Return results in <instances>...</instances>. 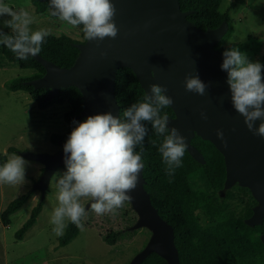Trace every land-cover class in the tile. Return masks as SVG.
<instances>
[{"label": "water", "instance_id": "obj_1", "mask_svg": "<svg viewBox=\"0 0 264 264\" xmlns=\"http://www.w3.org/2000/svg\"><path fill=\"white\" fill-rule=\"evenodd\" d=\"M112 2L117 9L114 22L119 29L115 39L77 42L80 53L69 67L36 55L34 58L45 72L27 83L35 88H48L47 97L70 85L78 87L84 105L78 118L108 112L118 117L114 88L116 71L121 66L132 69L146 95L151 96L150 85H161L167 90L164 94L173 99L170 107L174 116H168L169 128H177L186 137V149L198 161H203V155L191 144L195 134L215 145L224 157V184L236 180L248 185L257 200L246 223H261L264 218V137L254 136L247 129L244 118L231 103L227 72L221 70L223 51L215 47L226 33L228 22L223 20L216 27L202 29L187 18L192 11L182 10L180 0ZM197 74L203 82L210 83L203 96L185 89V76ZM202 112L207 119L201 117ZM259 123L256 122L257 126ZM217 129L224 132L227 146L217 138ZM64 144L61 142V147L51 153L28 150L20 153L43 165L33 186L35 189L44 192L53 173L64 165ZM142 170L137 188L130 193L133 199L129 202L137 219L129 229L148 226L152 234L128 264H140L151 252L161 255L168 264H179L173 227L152 204L144 187ZM261 240L264 242V234Z\"/></svg>", "mask_w": 264, "mask_h": 264}, {"label": "trees", "instance_id": "obj_2", "mask_svg": "<svg viewBox=\"0 0 264 264\" xmlns=\"http://www.w3.org/2000/svg\"><path fill=\"white\" fill-rule=\"evenodd\" d=\"M222 0H180L182 10H191L187 18L196 26L206 29L216 27L223 20L229 23L226 11L220 9ZM236 0L230 3L234 7ZM34 11L38 14L50 8V0H31ZM79 28L80 36L83 33ZM229 28L231 29L230 25ZM12 34L11 31H3ZM83 41L85 39L83 38ZM80 42L68 35L50 34L41 46L40 56L53 61L61 67L71 66L80 53L76 43ZM215 47L221 51L238 48L239 42H231L226 46L219 43ZM8 62L16 63L20 68L33 69L26 75H18L5 81L4 85L10 90H23L35 100L40 109H45L55 104L67 103L69 108L63 113L67 123L64 132H54L50 135V142L57 148L61 142H66L72 129L76 126L73 121L82 122L77 114L83 109L82 93L74 85L61 88L56 95L47 97L48 88L38 87L27 83L28 80L38 78L45 72L44 67L33 57L20 60L5 45L0 44V67ZM264 64V56L260 61ZM115 97L119 105L118 117L123 119V112L133 103L143 102L147 96L141 87L136 75L129 67L121 66L116 71ZM167 113L174 116V111L169 106L162 109L161 114ZM148 135L143 143V178L144 187L150 194L152 204L157 208L161 217L170 223L174 230V244L177 249L179 264H264V218L261 223L249 225L246 219L253 212L252 207L257 203L246 187L237 186L243 195L246 193L247 205L243 214H237L230 208V198L242 199L239 193L231 195L225 188L226 168L222 153L215 145L195 134L191 144L197 147L203 155V161L196 160L186 149L182 167L177 168L173 176L166 174V165L159 153V145L163 140L157 136L151 124L145 122ZM155 141V145L152 143ZM14 146H8L6 152L12 153ZM136 151H140L137 146ZM6 162V156L0 154V165ZM65 168V164L61 166ZM43 168H41L42 172ZM33 190L22 193L12 200L0 212L3 225L9 224V217L16 212L32 196ZM43 199L31 208L29 216L15 232L17 238H22L25 232L35 223L41 212ZM86 217L83 218L84 227H94L100 232L104 242L117 244L132 241L139 229L130 230L129 227L136 221L137 214L129 201L125 202L118 214L97 215L91 207L86 208ZM201 213L205 214L208 222L202 223ZM64 235L59 236L60 246L69 243L75 238L80 229L70 221ZM140 264H168L165 258L156 252H151Z\"/></svg>", "mask_w": 264, "mask_h": 264}, {"label": "clouds", "instance_id": "obj_3", "mask_svg": "<svg viewBox=\"0 0 264 264\" xmlns=\"http://www.w3.org/2000/svg\"><path fill=\"white\" fill-rule=\"evenodd\" d=\"M49 10L51 16L73 28L82 26L87 41L115 39L118 35L114 22L117 9L112 0H50ZM4 15L11 17L5 24L12 34L0 32V44L20 60L39 55L51 29L32 31L30 25L35 18L27 10H14L0 0V16ZM222 55L221 70L227 72L233 108L254 136L264 137V64L250 61L246 53L235 47ZM209 87L210 83L203 82L198 74L185 76L186 91L203 96ZM166 91L159 84L150 85L151 96L125 109L123 119L108 112L90 115L82 122L73 121L76 126L63 145L66 171L57 181L58 206L50 218L56 236L64 235L66 221L83 230L82 221L87 214L81 202L84 198L92 201L91 210L97 215L112 216L133 199L130 193L137 188L143 168V143L148 135L145 122L151 124L157 136L163 137L158 151L166 165V174L171 177L182 167L186 137L177 128H169L168 114H161L162 109L173 104V99L164 94ZM201 117L207 119L203 112ZM257 121H260L258 126ZM216 136L227 146L222 130L217 129ZM26 165L22 156L12 154L0 165V183L25 184Z\"/></svg>", "mask_w": 264, "mask_h": 264}, {"label": "rangeland", "instance_id": "obj_4", "mask_svg": "<svg viewBox=\"0 0 264 264\" xmlns=\"http://www.w3.org/2000/svg\"><path fill=\"white\" fill-rule=\"evenodd\" d=\"M232 1L236 0L221 2L220 9L227 12L229 23L226 33L218 43L226 46L233 41L239 42L241 52L246 53L250 61L260 62L264 56V0H244L243 3L237 2L231 8ZM4 2L14 10L24 8L35 18V22L30 25L32 31L40 28L51 29L52 34L67 33L83 42L78 27L73 28L51 16L49 9L38 14L34 11L31 0H4ZM10 19L11 17L7 15L0 16V32L11 31L5 24V21ZM32 71L33 69L20 68L14 62H8L6 66L0 67V154L5 155L6 160L12 154L20 155L24 150L54 152L60 147L57 148L50 142V135L54 132L62 133L67 127L63 119V113L69 108L67 103L40 109L27 92L10 90L4 85L8 79ZM86 118L84 117L83 121ZM8 146H14L12 153L6 152ZM24 159L27 161V182L23 185L0 183V212L16 196L33 190L31 198L10 215L9 224L3 225L0 218V264H128L146 245L152 234L148 226L137 228L139 230L132 241L112 245L103 241L96 228L83 227V230H80L69 243L60 246L59 236L52 231L54 226L50 223V218L53 210L58 206L57 181L66 169L59 167L42 192L33 186L40 176L43 165L37 161ZM237 186L246 187L249 194L255 200L256 198L248 185L236 180L225 184L231 195L235 196L236 193L241 195L242 199L230 198L229 203L230 208L237 214H243L248 204L246 193L242 195ZM41 198L42 209L35 223L22 238H17L15 232ZM89 201L87 198L82 199L85 209L89 207ZM201 219L203 224L208 222L204 213H201Z\"/></svg>", "mask_w": 264, "mask_h": 264}, {"label": "crops", "instance_id": "obj_5", "mask_svg": "<svg viewBox=\"0 0 264 264\" xmlns=\"http://www.w3.org/2000/svg\"><path fill=\"white\" fill-rule=\"evenodd\" d=\"M33 6V5H32ZM33 9H34V6H33ZM55 35V34H54ZM39 168H41L40 166H39ZM43 168V167H42ZM41 174V173H40Z\"/></svg>", "mask_w": 264, "mask_h": 264}]
</instances>
